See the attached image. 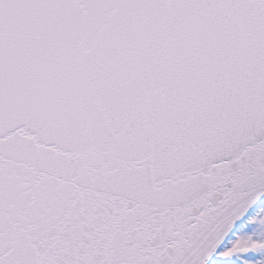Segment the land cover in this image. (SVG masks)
Wrapping results in <instances>:
<instances>
[{"label": "snow or ice", "instance_id": "1", "mask_svg": "<svg viewBox=\"0 0 264 264\" xmlns=\"http://www.w3.org/2000/svg\"><path fill=\"white\" fill-rule=\"evenodd\" d=\"M0 264H264V0H0Z\"/></svg>", "mask_w": 264, "mask_h": 264}]
</instances>
